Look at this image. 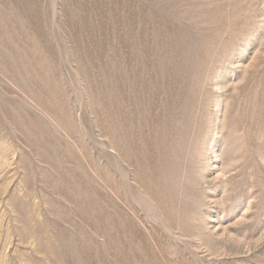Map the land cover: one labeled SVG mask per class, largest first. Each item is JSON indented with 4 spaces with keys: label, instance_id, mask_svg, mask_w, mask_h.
Returning <instances> with one entry per match:
<instances>
[{
    "label": "rangeland",
    "instance_id": "374dc122",
    "mask_svg": "<svg viewBox=\"0 0 264 264\" xmlns=\"http://www.w3.org/2000/svg\"><path fill=\"white\" fill-rule=\"evenodd\" d=\"M0 264H264V0H0Z\"/></svg>",
    "mask_w": 264,
    "mask_h": 264
}]
</instances>
